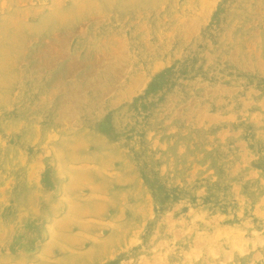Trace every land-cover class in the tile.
<instances>
[{
	"label": "rangeland",
	"instance_id": "374dc122",
	"mask_svg": "<svg viewBox=\"0 0 264 264\" xmlns=\"http://www.w3.org/2000/svg\"><path fill=\"white\" fill-rule=\"evenodd\" d=\"M0 264H264V0H0Z\"/></svg>",
	"mask_w": 264,
	"mask_h": 264
}]
</instances>
